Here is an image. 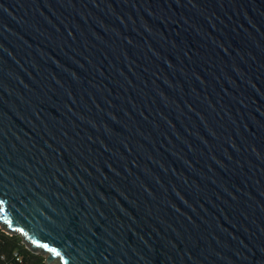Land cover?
Listing matches in <instances>:
<instances>
[{"label": "water", "instance_id": "obj_1", "mask_svg": "<svg viewBox=\"0 0 264 264\" xmlns=\"http://www.w3.org/2000/svg\"><path fill=\"white\" fill-rule=\"evenodd\" d=\"M0 228L46 264H264V0H0Z\"/></svg>", "mask_w": 264, "mask_h": 264}, {"label": "trees", "instance_id": "obj_2", "mask_svg": "<svg viewBox=\"0 0 264 264\" xmlns=\"http://www.w3.org/2000/svg\"><path fill=\"white\" fill-rule=\"evenodd\" d=\"M22 255V261L14 258V252ZM0 264H46L42 254L34 253L23 243L19 234H8L0 228Z\"/></svg>", "mask_w": 264, "mask_h": 264}, {"label": "built area", "instance_id": "obj_3", "mask_svg": "<svg viewBox=\"0 0 264 264\" xmlns=\"http://www.w3.org/2000/svg\"><path fill=\"white\" fill-rule=\"evenodd\" d=\"M9 234V233H8ZM14 258L18 261H22V255L19 252H14Z\"/></svg>", "mask_w": 264, "mask_h": 264}, {"label": "rangeland", "instance_id": "obj_4", "mask_svg": "<svg viewBox=\"0 0 264 264\" xmlns=\"http://www.w3.org/2000/svg\"><path fill=\"white\" fill-rule=\"evenodd\" d=\"M27 248V247H26Z\"/></svg>", "mask_w": 264, "mask_h": 264}]
</instances>
